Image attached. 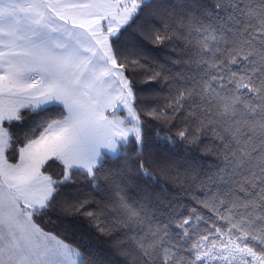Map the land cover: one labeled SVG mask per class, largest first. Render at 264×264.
<instances>
[{
	"label": "snow or ice",
	"instance_id": "1",
	"mask_svg": "<svg viewBox=\"0 0 264 264\" xmlns=\"http://www.w3.org/2000/svg\"><path fill=\"white\" fill-rule=\"evenodd\" d=\"M149 121L214 168L150 170ZM130 146L135 169L112 167ZM154 171L171 198L142 184ZM49 212L83 218L118 264H264V0H0V264H109Z\"/></svg>",
	"mask_w": 264,
	"mask_h": 264
},
{
	"label": "trees",
	"instance_id": "2",
	"mask_svg": "<svg viewBox=\"0 0 264 264\" xmlns=\"http://www.w3.org/2000/svg\"><path fill=\"white\" fill-rule=\"evenodd\" d=\"M145 19L146 17L142 16L139 21L124 33L122 37L124 42L132 43L140 39L139 29L144 24ZM147 47L151 49V55L158 56L160 59H164V53L168 51L164 48L157 49L151 44H147ZM137 87H141V85L137 84ZM144 133L146 137L144 160L150 170L155 168L153 159L156 156L175 157L180 161L194 160L205 171L213 169L217 163L215 157L208 154V149L205 145H191L186 147L182 143H171L169 138L175 139V130L163 124H158L156 121H149L145 125ZM208 147L210 148V146ZM138 159L139 157L133 153L132 147L130 146L127 157L122 154L119 158H110L109 164L112 167H122L127 162L135 169ZM153 176L154 179L142 182V184H147L149 190H154L156 193L164 190L163 194L169 195V198H171V193L178 191L170 183L169 178L162 175L159 171H154ZM180 198L183 197L181 196ZM38 219L47 230L57 232L64 239L78 246L85 254V261H87L89 256H95L108 261L109 264H118L119 257L112 253L106 238L100 236L83 218L58 216L56 212H49L48 216Z\"/></svg>",
	"mask_w": 264,
	"mask_h": 264
}]
</instances>
